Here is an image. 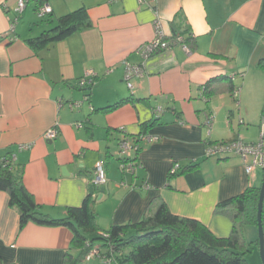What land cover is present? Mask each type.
<instances>
[{
	"label": "crops",
	"instance_id": "0c3cea01",
	"mask_svg": "<svg viewBox=\"0 0 264 264\" xmlns=\"http://www.w3.org/2000/svg\"><path fill=\"white\" fill-rule=\"evenodd\" d=\"M16 1L0 0V156L13 154L34 201L53 217L81 205L94 165L102 160L107 182L101 196L93 184L100 230L139 221L164 202L172 214L228 236L231 220L214 211L216 204L260 187L263 168L247 175L239 156L207 157L205 149L234 137L252 142L257 129L242 132L241 125L257 124L260 134L264 0H48L52 12L36 16L39 22L32 19L31 2L9 33ZM79 8L86 10L90 27L46 48L28 44ZM157 23L171 45L143 59L138 48L153 39ZM173 29L191 38L188 51L172 41ZM126 63L143 64L132 88L124 80ZM88 71L92 82L79 86ZM52 127L56 137L45 140L43 133ZM123 133L158 137L139 142L134 172L120 168ZM174 163L180 169L170 176ZM245 229L252 240L257 231ZM71 238L65 226L28 222L20 228L18 211L0 191V264H64L67 253H78L70 248ZM78 264L115 263L86 256Z\"/></svg>",
	"mask_w": 264,
	"mask_h": 264
},
{
	"label": "trees",
	"instance_id": "16d2710c",
	"mask_svg": "<svg viewBox=\"0 0 264 264\" xmlns=\"http://www.w3.org/2000/svg\"><path fill=\"white\" fill-rule=\"evenodd\" d=\"M90 25L86 10L79 8L59 16L52 27L27 39V42L34 49L46 48ZM185 33L189 34L188 27L184 29ZM175 35L180 34L173 29L172 38ZM190 39L187 36L183 42L187 44ZM258 66L264 69V58L259 60ZM123 102L125 100L103 110L111 111ZM139 142L136 139L132 161H136L140 151ZM178 170L170 176L176 175ZM0 191L7 193L9 205L18 211L20 228L32 222L44 226H65L70 230V248L78 253L76 256L67 253L64 264L80 263L91 250L96 251L94 257L115 264H248L247 254L252 250V243L258 244V239L246 240L244 229L257 225L259 187H247L242 193L216 204L214 211L227 216L232 223L231 232L226 237L214 235L194 218L172 214L164 202L153 210H147L139 221L112 225L102 231L96 224L93 191L81 205L67 207L62 216L53 217L34 201L25 188L22 171L15 166L11 152L0 156ZM261 218L263 221L264 210Z\"/></svg>",
	"mask_w": 264,
	"mask_h": 264
},
{
	"label": "built area",
	"instance_id": "2783aa9c",
	"mask_svg": "<svg viewBox=\"0 0 264 264\" xmlns=\"http://www.w3.org/2000/svg\"><path fill=\"white\" fill-rule=\"evenodd\" d=\"M34 3L35 9L34 12L38 18H43L52 12V8L48 3V0H17L16 1V13H22L28 3ZM16 22V18L12 20L10 24L9 33L13 32L14 30V23ZM172 41L181 43L184 50L188 51L187 45L183 42V38L180 35H175L172 38ZM171 45V41L165 39L164 33L160 28V25L157 23L155 35L153 39L144 43L138 48V53L143 59L148 58L154 52H158L169 48ZM94 73L92 71H88L85 77H82L78 81L79 86H86L92 82L91 76ZM143 74V64H125V73H124V80L126 81V85L129 88L133 87L131 79L134 76H141ZM238 89H234L233 94L237 95ZM75 105H79V103H75ZM156 111H161V108H157ZM213 118L210 115L207 119V123L211 122ZM122 130V129H121ZM264 133V121L261 123V130L259 134V139L256 142H246L241 138H233L230 140L218 141L212 144H209L205 149V155L207 157L211 156H221L226 154L237 155L240 157L242 164L244 166L245 173L247 175L251 174L252 171L259 167L263 168L264 166V141H263V134ZM57 135V129L55 127L47 129L43 133V138L45 140H52ZM139 139V141L150 142L157 140V136H152L146 133L138 134V135H128L123 133L118 142V148L120 153V168L124 172H134L137 162L132 161L135 148V141ZM14 158V156H13ZM180 168L178 163L172 164L169 170V174H174ZM94 185L97 186H104L107 182L106 172L103 165L102 160H99L94 165L93 170V179L91 181ZM96 254L95 250H91V252L87 255V257L94 256Z\"/></svg>",
	"mask_w": 264,
	"mask_h": 264
},
{
	"label": "rangeland",
	"instance_id": "374dc122",
	"mask_svg": "<svg viewBox=\"0 0 264 264\" xmlns=\"http://www.w3.org/2000/svg\"><path fill=\"white\" fill-rule=\"evenodd\" d=\"M32 6V3H30L29 4V7H31ZM26 8V7H25ZM32 8V7H31ZM30 8V9H31ZM18 14L16 13V10H15V18L17 19L18 18V16H17ZM31 16H32V19L34 20V21H36V22H39V20L37 19V17H36V14L35 13H33L32 12V14H31ZM14 20V19H13ZM233 125H234V128L236 129L235 130V132H237V123H236V119L233 121ZM259 126L257 125V124H255V126H252V125H247V126H245V125H241L240 126V130L243 132V131H246L247 129H251V128H254V129H257L256 131H254V134H253V137L251 138V137H249V138H251L250 140L252 141V142H256L257 141V137H258V135H259V128H258ZM227 134H229L230 135V129L229 130H227ZM241 134H243V133H241ZM249 136V134H243V136ZM211 157H213V156H211ZM259 173H261V171L259 170ZM263 210H264V200H263ZM262 227H263V235H264V219H263V221H262ZM254 228V231H257V228L256 227H253ZM246 230V229H245ZM245 230H244V233H245ZM246 240H248V241H254L255 239H257V233L255 232V235H254V239L252 238V240H250V235H249V232H248V230H246ZM256 236V237H255ZM247 262H248V264H262V260H261V257H260V253H259V247H258V244L257 243H252V250H251V252L250 253H248L247 254Z\"/></svg>",
	"mask_w": 264,
	"mask_h": 264
},
{
	"label": "water",
	"instance_id": "95a60500",
	"mask_svg": "<svg viewBox=\"0 0 264 264\" xmlns=\"http://www.w3.org/2000/svg\"><path fill=\"white\" fill-rule=\"evenodd\" d=\"M264 134V133H263ZM263 141H264V135H263ZM93 179V175L91 177V180ZM90 191H93V183L90 185ZM105 191L104 186L99 187V196L103 194ZM263 200H264V166H263V174H262V181L261 185L259 187V195H258V202H257V239H258V247H259V253L262 260V264H264V235H263V227H262V211H263Z\"/></svg>",
	"mask_w": 264,
	"mask_h": 264
}]
</instances>
